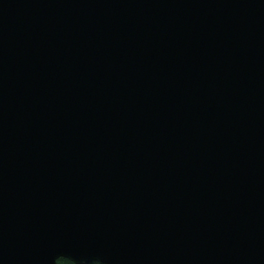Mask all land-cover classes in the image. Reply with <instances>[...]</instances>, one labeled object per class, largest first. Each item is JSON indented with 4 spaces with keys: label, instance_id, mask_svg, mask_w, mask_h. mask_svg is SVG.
<instances>
[{
    "label": "water",
    "instance_id": "1",
    "mask_svg": "<svg viewBox=\"0 0 264 264\" xmlns=\"http://www.w3.org/2000/svg\"><path fill=\"white\" fill-rule=\"evenodd\" d=\"M264 264V0H0V264Z\"/></svg>",
    "mask_w": 264,
    "mask_h": 264
},
{
    "label": "trees",
    "instance_id": "2",
    "mask_svg": "<svg viewBox=\"0 0 264 264\" xmlns=\"http://www.w3.org/2000/svg\"><path fill=\"white\" fill-rule=\"evenodd\" d=\"M58 264H75L72 261L65 259V258H60L58 260ZM85 264H102L100 262L94 261V262H89V263H85Z\"/></svg>",
    "mask_w": 264,
    "mask_h": 264
}]
</instances>
